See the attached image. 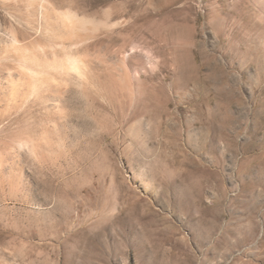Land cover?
Instances as JSON below:
<instances>
[{"label":"rangeland","instance_id":"374dc122","mask_svg":"<svg viewBox=\"0 0 264 264\" xmlns=\"http://www.w3.org/2000/svg\"><path fill=\"white\" fill-rule=\"evenodd\" d=\"M0 264H264V0H0Z\"/></svg>","mask_w":264,"mask_h":264},{"label":"bare ground","instance_id":"6f19581e","mask_svg":"<svg viewBox=\"0 0 264 264\" xmlns=\"http://www.w3.org/2000/svg\"><path fill=\"white\" fill-rule=\"evenodd\" d=\"M44 8L45 10H49L51 9L49 7V5H44ZM61 12V11H59ZM63 13V12H61ZM62 15V19H61V23L62 25L68 30V29H74L75 27V24H74V21H73V18L71 16V13L68 12H65L63 13ZM15 45V44H14ZM47 65H50V67H71L76 69L78 72L81 70V68L83 67L82 66V60L79 58V57H68L66 59H57V58H53L52 60H47L46 61ZM81 72V71H80ZM29 76V84L32 88H35L37 87L39 84H38V81H39V78L35 75L34 72H30L28 74Z\"/></svg>","mask_w":264,"mask_h":264}]
</instances>
